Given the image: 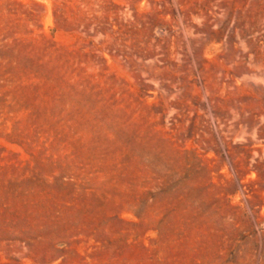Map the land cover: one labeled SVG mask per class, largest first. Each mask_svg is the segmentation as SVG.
Masks as SVG:
<instances>
[{"label": "rangeland", "instance_id": "obj_1", "mask_svg": "<svg viewBox=\"0 0 264 264\" xmlns=\"http://www.w3.org/2000/svg\"><path fill=\"white\" fill-rule=\"evenodd\" d=\"M0 264H264V0H0Z\"/></svg>", "mask_w": 264, "mask_h": 264}]
</instances>
